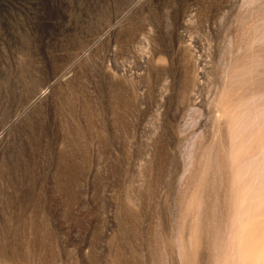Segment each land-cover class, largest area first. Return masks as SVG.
Here are the masks:
<instances>
[{
  "label": "rangeland",
  "instance_id": "obj_1",
  "mask_svg": "<svg viewBox=\"0 0 264 264\" xmlns=\"http://www.w3.org/2000/svg\"><path fill=\"white\" fill-rule=\"evenodd\" d=\"M0 264H264V0H0Z\"/></svg>",
  "mask_w": 264,
  "mask_h": 264
}]
</instances>
